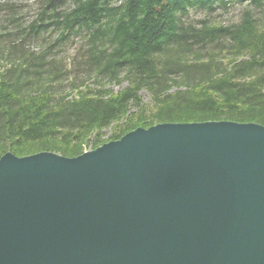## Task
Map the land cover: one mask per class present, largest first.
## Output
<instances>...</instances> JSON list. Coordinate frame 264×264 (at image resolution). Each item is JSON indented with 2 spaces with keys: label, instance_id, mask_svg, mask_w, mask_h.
I'll return each instance as SVG.
<instances>
[{
  "label": "water",
  "instance_id": "95a60500",
  "mask_svg": "<svg viewBox=\"0 0 264 264\" xmlns=\"http://www.w3.org/2000/svg\"><path fill=\"white\" fill-rule=\"evenodd\" d=\"M0 264H264V126L137 128L0 157Z\"/></svg>",
  "mask_w": 264,
  "mask_h": 264
},
{
  "label": "trees",
  "instance_id": "16d2710c",
  "mask_svg": "<svg viewBox=\"0 0 264 264\" xmlns=\"http://www.w3.org/2000/svg\"><path fill=\"white\" fill-rule=\"evenodd\" d=\"M230 2L246 3L235 24L184 22L191 10L211 12L216 4ZM38 4L37 18L26 29L5 42L0 34V157L51 152L74 158L93 134L98 137L116 124H122V131L114 141L164 123L264 126V12L261 19L256 16L264 10V0ZM53 30L59 33L52 45L39 53L29 51V43ZM82 31L89 38L81 65L69 94L60 95L64 73L61 63L48 59L51 48ZM103 82L126 86L114 93ZM141 92L149 95V108Z\"/></svg>",
  "mask_w": 264,
  "mask_h": 264
},
{
  "label": "rangeland",
  "instance_id": "374dc122",
  "mask_svg": "<svg viewBox=\"0 0 264 264\" xmlns=\"http://www.w3.org/2000/svg\"><path fill=\"white\" fill-rule=\"evenodd\" d=\"M39 1L40 0H0V34L2 39H4L3 42H5L7 38H12L15 35V31L26 29L27 26L37 18ZM116 2H114L113 5L119 4V1ZM66 5L62 8V11L68 10L71 6V2ZM245 7L246 3L239 4L237 2H230L225 7L216 4L214 11L204 12L200 10H191L188 16L183 19L186 24L193 23L195 25L203 20H207L211 24H219L222 26L235 24L238 22L241 11L245 9ZM263 12L264 10L256 13L257 18L261 19L263 17ZM58 33L59 32L53 30V32L51 31L43 38H38L34 42L29 43V51H33L34 53L41 52L47 47V44L52 45L57 40ZM88 33L89 32L82 31L77 35L69 37L66 41L56 42L51 48L48 59H53L54 61L61 63L62 71L64 73V77L60 79L63 80L62 85L58 90L60 95L69 94L70 82L71 80H74L73 77L77 72L76 69L80 63V57L87 47V40L89 38ZM0 64H2V62H0ZM88 83H91V81H88ZM102 85L104 86V89L110 90L114 93L121 91L126 86L124 82L119 84H106L103 82ZM140 96L145 108H149L151 105L149 95L146 92H141ZM131 112H135L134 109ZM121 125L116 124L103 130L98 137L93 134L83 146L82 153L93 151L106 143L114 141L111 138L115 135H120V131H122Z\"/></svg>",
  "mask_w": 264,
  "mask_h": 264
},
{
  "label": "bare ground",
  "instance_id": "6f19581e",
  "mask_svg": "<svg viewBox=\"0 0 264 264\" xmlns=\"http://www.w3.org/2000/svg\"><path fill=\"white\" fill-rule=\"evenodd\" d=\"M100 146V145H99Z\"/></svg>",
  "mask_w": 264,
  "mask_h": 264
}]
</instances>
